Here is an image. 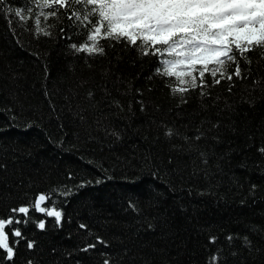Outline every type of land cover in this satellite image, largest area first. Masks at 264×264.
Here are the masks:
<instances>
[{
    "label": "trees",
    "instance_id": "trees-1",
    "mask_svg": "<svg viewBox=\"0 0 264 264\" xmlns=\"http://www.w3.org/2000/svg\"><path fill=\"white\" fill-rule=\"evenodd\" d=\"M6 3L28 0H0V217L39 191L68 192L59 224L20 225L11 264H264V48L238 54L245 79L206 74L211 96L197 87L182 99L154 72L156 56L107 40L104 55H73L59 29L84 36L63 14L48 19L51 36L37 39L32 20L14 35Z\"/></svg>",
    "mask_w": 264,
    "mask_h": 264
},
{
    "label": "snow or ice",
    "instance_id": "snow-or-ice-1",
    "mask_svg": "<svg viewBox=\"0 0 264 264\" xmlns=\"http://www.w3.org/2000/svg\"><path fill=\"white\" fill-rule=\"evenodd\" d=\"M33 10L38 14L33 16ZM2 11L14 35L15 28L11 27L14 23L18 22L23 27L28 20H32L37 39L41 34L52 35L53 25L47 23L50 17L60 19L62 14L66 15L69 21L66 27L84 36L83 40L76 41L72 39V31L59 29L64 38L71 41L68 48L73 55H104L106 48L102 41L107 40L113 46L133 47L144 56H156L158 64L154 72L161 77L172 78L169 80L171 92L173 95L179 93L182 99L184 94L197 87L202 96H211L207 91L206 74L211 75L213 84H219L224 78L233 80V76L245 79L238 54L247 59L249 50L264 48V0H28L26 5L15 8L6 3ZM13 15L16 20L12 19ZM42 17L44 26H41ZM233 64L234 72L229 71ZM248 72L250 74V69ZM137 92L142 94L143 89H137ZM88 96L91 97L92 92ZM113 103L123 110L119 100H113ZM140 105L143 110L145 105L142 100ZM8 110L12 111L11 118L14 120L16 113L11 106ZM220 126L221 121L213 125ZM165 135L192 140V137L173 127H168ZM204 135L205 132L197 131L195 139L199 140ZM258 151L264 153V145ZM2 166L7 168L6 164ZM156 174H159L158 170ZM73 175L68 173L69 177ZM61 194L68 196L63 186L39 191L27 203L13 205L9 215L0 217V251H3L8 264L14 260L17 252L15 245L23 237L21 224L34 219L36 226L43 230L47 217L54 218L57 224L63 220L64 210L57 206ZM129 205L135 207L132 201ZM33 213L40 214L42 218L36 219ZM80 227L87 229L88 225L81 222ZM216 239L215 236L209 237L213 243ZM228 239H232L231 234ZM244 239L251 248L252 242L248 237ZM96 240L108 243L102 236H96ZM35 243L34 240L26 241L28 248H33ZM95 246L86 243L83 250ZM232 255L238 253L233 252ZM27 264H32V261H27ZM104 264H110V261L105 260Z\"/></svg>",
    "mask_w": 264,
    "mask_h": 264
}]
</instances>
